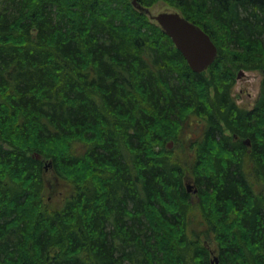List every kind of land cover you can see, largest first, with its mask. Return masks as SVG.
<instances>
[{
  "label": "trees",
  "instance_id": "16d2710c",
  "mask_svg": "<svg viewBox=\"0 0 264 264\" xmlns=\"http://www.w3.org/2000/svg\"><path fill=\"white\" fill-rule=\"evenodd\" d=\"M133 1L0 0V264H212L204 234L264 264V0H163L217 44L201 73ZM240 68L263 74L251 108Z\"/></svg>",
  "mask_w": 264,
  "mask_h": 264
},
{
  "label": "rangeland",
  "instance_id": "374dc122",
  "mask_svg": "<svg viewBox=\"0 0 264 264\" xmlns=\"http://www.w3.org/2000/svg\"><path fill=\"white\" fill-rule=\"evenodd\" d=\"M151 8V13L156 14L158 12L162 11H173L176 10V8L169 6L165 1L159 0L157 1ZM172 9V10H171ZM239 70V71H238ZM243 71L242 75L239 76L240 72ZM236 84L234 87V96L237 100V103L243 107L251 108L254 106L258 94L260 92V85L261 80L263 78V74L260 70H252V69H236ZM191 136H196L194 132L190 133V131H186ZM181 139V137H180ZM183 142L179 145L178 141L175 139L168 140V148L174 150L176 153H180L181 150L186 149L185 152H188L192 149V145L194 142L190 143V140L187 136H182ZM174 141V142H173ZM45 164V181H46V199L49 201L50 204L56 205L60 204L63 200V197L65 194H68L70 190L72 189V186L70 184V181L68 179V176L59 171L57 168H55V165L53 163V160L50 158L44 160ZM52 164V165H51ZM256 188L261 191L263 188L262 184L256 180ZM185 184L186 186H189L191 188V191H193L192 195V202L193 204L199 201V197L196 194L197 192L194 191L196 189V180L193 177L191 173H186L185 175ZM199 213V211H198ZM198 213H195V224L200 226V228H205L206 224L204 223L202 217L199 216ZM201 215V214H200ZM203 240L207 244L209 250H210V261L215 263L214 259L215 257H218L220 260V249L218 245V241L215 238L214 234H204ZM212 249V251H211ZM221 261V260H220Z\"/></svg>",
  "mask_w": 264,
  "mask_h": 264
},
{
  "label": "water",
  "instance_id": "95a60500",
  "mask_svg": "<svg viewBox=\"0 0 264 264\" xmlns=\"http://www.w3.org/2000/svg\"><path fill=\"white\" fill-rule=\"evenodd\" d=\"M139 7V4L134 1ZM155 18L183 52L188 64L195 72L204 71L216 59L218 46L210 34L199 24L190 21L177 11L161 12ZM215 262L219 259L215 257Z\"/></svg>",
  "mask_w": 264,
  "mask_h": 264
},
{
  "label": "bare ground",
  "instance_id": "6f19581e",
  "mask_svg": "<svg viewBox=\"0 0 264 264\" xmlns=\"http://www.w3.org/2000/svg\"><path fill=\"white\" fill-rule=\"evenodd\" d=\"M134 1H136V3L137 4H139V7L135 4V2ZM133 2H134V4H135V6H136V8H138V9H140L141 11H145L147 14H149L150 15V17L154 20V21H156L157 23H158V25H160V23L158 22V20L155 18V16H157L159 13H161V12H158V13H156V14H152L151 13V8L150 7H146V6H144V5H142V4H140L139 2H137V0H134ZM172 10V9H171ZM173 11H177V12H180L179 10H173ZM162 12H171V11H168V10H164V11H162ZM181 13V12H180ZM182 14V13H181ZM183 15V14H182ZM186 17V16H185ZM187 18V17H186ZM188 19V18H187ZM191 21V20H190ZM194 22V21H193ZM161 26V25H160ZM202 27V26H201ZM203 28V27H202ZM164 31V30H163ZM166 34H168L166 31H164ZM209 33V32H208ZM169 35V34H168ZM211 36V35H210ZM169 37H171L170 35H169ZM213 39V38H212ZM178 48V47H177ZM180 51H181V49L180 48H178ZM182 52V51H181ZM182 54H183V52H182ZM184 55V54H183ZM185 57V56H184ZM187 60V59H186ZM188 63V62H187ZM209 68V67H208ZM208 68H206L205 70H207ZM190 69H192L191 67H190ZM204 70V71H205ZM239 71V70H238ZM201 72H203V71H201ZM200 72V73H201ZM199 73V72H198ZM242 73H243V71H241L240 72V74H239V76L240 75H242ZM174 142V141H173ZM52 165V164H51ZM188 189H189V191H191V188L188 186ZM194 191L195 192H197L198 191V189L196 188V189H194ZM211 251H212V249H211ZM210 255V254H209ZM218 258V257H217ZM216 264H220V260H219V262L218 263H216Z\"/></svg>",
  "mask_w": 264,
  "mask_h": 264
}]
</instances>
